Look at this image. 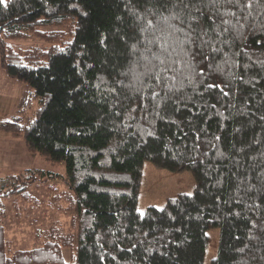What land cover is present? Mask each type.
<instances>
[{
  "label": "trees",
  "instance_id": "obj_1",
  "mask_svg": "<svg viewBox=\"0 0 264 264\" xmlns=\"http://www.w3.org/2000/svg\"><path fill=\"white\" fill-rule=\"evenodd\" d=\"M194 3L202 48L185 40L180 0H0V66L23 84L19 111L36 102L28 122L0 129L65 165L6 173L26 187L0 201L34 200L52 217L28 249L8 238L3 210L0 264H203L213 227L210 264H264V0ZM145 160L191 171L194 191L141 213Z\"/></svg>",
  "mask_w": 264,
  "mask_h": 264
},
{
  "label": "rangeland",
  "instance_id": "obj_2",
  "mask_svg": "<svg viewBox=\"0 0 264 264\" xmlns=\"http://www.w3.org/2000/svg\"><path fill=\"white\" fill-rule=\"evenodd\" d=\"M9 44L15 47H28L37 44L39 41L34 39H12ZM4 77L8 79L0 66V121L3 119H15L20 116V120L24 123L35 115L36 102L26 108L23 112L19 111L18 104L21 97L23 84L9 79V83H5ZM4 82V83H3ZM6 84L11 87L6 88ZM42 168L52 170L58 173L65 172V165H53L39 155L31 156L27 150L24 139L15 137L11 133L0 129V172H5L7 168ZM4 169V170H3ZM48 182L42 181L39 187H33L31 191L42 199L49 195ZM54 183L64 188V183L58 179ZM196 182L191 171H173L164 167H160L150 160H145L142 170L141 186L139 190L138 209L144 213L149 206L164 207L168 199L176 197L179 193H192ZM9 200H6L8 203ZM40 203V202H39ZM36 203L34 200H19L18 207L14 205L7 206V216L5 225L8 238L14 241L17 247L31 248L36 243L35 229L41 226L46 219L49 221L52 217V211L43 203ZM61 219L68 226L69 217L62 216ZM209 242L206 249V256L203 264H210L212 258L218 254L219 249V228H211L208 230ZM69 258L70 252L64 249V254Z\"/></svg>",
  "mask_w": 264,
  "mask_h": 264
},
{
  "label": "snow or ice",
  "instance_id": "obj_3",
  "mask_svg": "<svg viewBox=\"0 0 264 264\" xmlns=\"http://www.w3.org/2000/svg\"><path fill=\"white\" fill-rule=\"evenodd\" d=\"M257 2H259V0H257ZM208 4L211 8L216 10L231 4L251 8L252 0H247V3L244 5L240 4V0H208ZM180 6L186 11L185 19L181 21L182 23H186L188 29L187 33H185V40L189 45H196L202 48L204 44L208 43V41L203 39V37L207 35V31L204 27V20L202 18V8L196 7L194 0H189L188 3H184L183 0H180ZM173 18L180 19L179 16H174ZM223 23H228V21H223ZM180 31H183V29H180ZM225 31H227V29H225ZM201 54L206 55L204 53ZM209 87H219V85H209Z\"/></svg>",
  "mask_w": 264,
  "mask_h": 264
},
{
  "label": "built area",
  "instance_id": "obj_4",
  "mask_svg": "<svg viewBox=\"0 0 264 264\" xmlns=\"http://www.w3.org/2000/svg\"><path fill=\"white\" fill-rule=\"evenodd\" d=\"M18 185L19 183L15 182V178L11 175H7L5 173H0V193L4 190L11 189L14 185ZM20 188H25L26 185L24 183L19 184ZM7 209V205L5 202L0 201V213L3 210Z\"/></svg>",
  "mask_w": 264,
  "mask_h": 264
},
{
  "label": "crops",
  "instance_id": "obj_5",
  "mask_svg": "<svg viewBox=\"0 0 264 264\" xmlns=\"http://www.w3.org/2000/svg\"><path fill=\"white\" fill-rule=\"evenodd\" d=\"M4 80H5V81H4L5 83H9L8 81H10L9 78L7 79V78H5V77H4ZM4 82H3V83H4ZM5 86H6V88H7V87H11L10 84H6ZM21 169H24V168H21ZM21 169H18V168H16V167H14V168L9 167V168L5 169V170H6L5 172H7V173H16V172L21 171ZM26 169H27V168H26ZM3 170H4V169H3ZM65 256H66V251H65Z\"/></svg>",
  "mask_w": 264,
  "mask_h": 264
}]
</instances>
